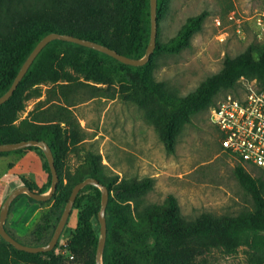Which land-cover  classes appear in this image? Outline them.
I'll return each mask as SVG.
<instances>
[{"label": "trees", "instance_id": "16d2710c", "mask_svg": "<svg viewBox=\"0 0 264 264\" xmlns=\"http://www.w3.org/2000/svg\"><path fill=\"white\" fill-rule=\"evenodd\" d=\"M171 0H158V22L163 19ZM208 11L191 15L167 41L158 34L157 45L148 62L125 63L96 48L65 39L51 40L37 55L14 93L0 104V143L25 139L46 140L52 147L60 180L53 196L32 201L49 205L30 229L29 241L47 244L60 220L76 183L88 176L97 177L110 189L107 207V240L102 254L104 264H210V256L220 251L235 254L244 247L247 264H264V169L254 175L238 161L234 172L252 195L254 207L238 214L216 215L203 211L187 217L177 196L168 194L161 202H145L155 187L153 176L121 177L103 162V154L88 149L79 165L67 166L69 152H78L84 139L81 125L67 106L58 104L41 114L24 118L28 100L43 95V84L90 81L111 84L122 81L124 98L138 104L169 152H175L179 134L194 115L209 109L221 92L237 88L241 79H257L264 90V43H252L236 56L227 55L223 67L208 75L187 94L168 88L155 74L156 57L177 53L191 45L195 33L203 28ZM151 0H0V96L13 84L23 63L38 42L53 31L66 32L102 42L129 56L145 55L151 37ZM101 87V86H99ZM37 149L43 158L48 180L37 186L29 179L23 183L39 192L52 185V172L39 145L0 151L1 155L21 154ZM11 165H13L11 163ZM94 189V199L82 206L86 190ZM101 189L84 186L77 195L79 221L67 238L75 257L86 264H97L99 235L93 217L101 208ZM31 252L16 248L0 234V264H64L58 252Z\"/></svg>", "mask_w": 264, "mask_h": 264}, {"label": "rangeland", "instance_id": "374dc122", "mask_svg": "<svg viewBox=\"0 0 264 264\" xmlns=\"http://www.w3.org/2000/svg\"><path fill=\"white\" fill-rule=\"evenodd\" d=\"M205 10L208 15L203 28L195 33L190 46L156 57L157 79L165 80L168 88L180 94L189 93L208 75L218 72L227 55L236 56L252 43H264V0H171L168 11L158 22L160 39L169 40L189 16ZM241 85L242 79L237 88ZM122 88L118 76L111 84L90 81L43 84V95L28 100L21 117L32 112L41 114L58 104L67 106L84 136L79 151L69 152L67 166L74 170L84 153L92 148L101 152L103 162L121 177L153 176L155 187L145 195L146 203H161L173 193L189 218L203 211L238 214L254 207L252 195L234 172L238 160L222 149L217 130L209 121V109L194 115L183 126L176 151L169 152L155 127L146 120L143 109L126 100ZM12 157L0 156V176L9 169ZM246 168L254 175L261 173L259 168ZM82 196L81 207L94 199L95 191L86 190ZM49 205H42L41 212ZM80 209L74 204L58 244L67 241L77 226ZM93 222L100 237L98 217L94 216ZM19 227L24 230L21 224ZM58 250L64 264H86L76 257L67 258L60 246ZM209 258L210 264H247L244 247L235 254L216 251Z\"/></svg>", "mask_w": 264, "mask_h": 264}, {"label": "water", "instance_id": "95a60500", "mask_svg": "<svg viewBox=\"0 0 264 264\" xmlns=\"http://www.w3.org/2000/svg\"><path fill=\"white\" fill-rule=\"evenodd\" d=\"M151 20H152V27H151V37L150 42L148 44L146 53L142 57H134L129 56L124 53L119 52L117 49L112 48L102 42H98L92 39L80 37L74 34L66 33V32H58L53 31L44 36L38 44L35 46L33 51L30 53L28 58L23 63L20 71L18 72L13 84L11 87L0 96V104L5 102L10 96L14 93L16 88L18 87V84L28 71L29 67L37 57V55L41 52V50L53 39L59 38V39H65L70 40L74 42H78L93 48H96L98 50H101L103 52H106L119 60L133 64V65H142L149 61L156 45H157V37H158V0H151ZM30 145H39L46 155V158L49 162L51 172H52V185L50 189L46 192H39L34 189H32L28 184H21L19 186H16L14 189H12L9 194L6 196V198L3 201V204L0 209V234L5 238L7 241L11 242L16 248L23 249L31 252H38V251H48L52 250L56 247L58 244V241L61 237V234L64 230V227L68 221V218L71 214L72 208L75 204V200L77 198L78 193L80 190L88 185L93 184L98 186L101 189L102 199H101V208L98 211V219L101 224V236L99 238V245L96 252V262L97 264H101L102 261V254L104 247L106 245L107 240V233H108V227H107V207L110 199V189L109 187L102 183L97 177L94 176H88L85 179L81 180L80 182L76 183L75 186L72 189L71 195L69 197V200L63 210V213L60 217V220L54 230V233L50 239V241L47 244L43 245H33V244H27L16 237H14L6 228L5 222L7 220V217L10 212L11 204L13 200L22 192H26L28 195L38 199V200H46L53 196V194L56 192L58 188V183L60 180L59 172L56 166L55 161V155L54 151L51 147V145L46 140H39V139H25L20 141H12V142H6V143H0V151H7V150H15L23 147H27Z\"/></svg>", "mask_w": 264, "mask_h": 264}, {"label": "built area", "instance_id": "2783aa9c", "mask_svg": "<svg viewBox=\"0 0 264 264\" xmlns=\"http://www.w3.org/2000/svg\"><path fill=\"white\" fill-rule=\"evenodd\" d=\"M209 121L225 152L246 167L264 169V90L257 79H242L240 87L219 94L209 107ZM61 252L75 258L68 241Z\"/></svg>", "mask_w": 264, "mask_h": 264}, {"label": "crops", "instance_id": "0c3cea01", "mask_svg": "<svg viewBox=\"0 0 264 264\" xmlns=\"http://www.w3.org/2000/svg\"><path fill=\"white\" fill-rule=\"evenodd\" d=\"M10 155H13L10 167L0 176V209L7 194L16 186L23 184V178L29 179L37 186H41L45 182L46 172L43 166V158L37 149H30L21 154L10 153ZM41 209L42 204L40 202L30 200L25 194L21 195L8 215L5 225L17 236L29 241V231L38 219ZM20 224L24 230L20 229Z\"/></svg>", "mask_w": 264, "mask_h": 264}]
</instances>
